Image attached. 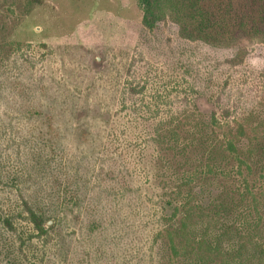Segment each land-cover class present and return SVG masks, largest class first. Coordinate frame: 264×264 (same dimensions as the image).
Masks as SVG:
<instances>
[{
    "label": "rangeland",
    "instance_id": "374dc122",
    "mask_svg": "<svg viewBox=\"0 0 264 264\" xmlns=\"http://www.w3.org/2000/svg\"><path fill=\"white\" fill-rule=\"evenodd\" d=\"M143 17L139 0H0V264H190L166 243L186 210L190 239L223 240L212 264H264L230 249L264 247V44Z\"/></svg>",
    "mask_w": 264,
    "mask_h": 264
},
{
    "label": "trees",
    "instance_id": "16d2710c",
    "mask_svg": "<svg viewBox=\"0 0 264 264\" xmlns=\"http://www.w3.org/2000/svg\"><path fill=\"white\" fill-rule=\"evenodd\" d=\"M139 7L144 14L143 27L145 30H154L160 23L170 21L178 27L180 35L190 41H201L215 47L229 48H242L243 45L248 44H264V0H139ZM249 133L253 134L252 138ZM236 137L239 142L248 137L254 149L258 145L253 143L257 139L256 131L251 130L250 132L243 124L236 129ZM228 145L232 152L237 151L233 144ZM201 146L205 148V144ZM256 152V150H251L248 154L252 157ZM253 200L257 201L255 196ZM24 207L26 215L24 217L35 230L33 236L42 238L49 235V231H52L55 226L48 225V220H50L48 213L27 206V204ZM191 217V212L186 210L181 220L182 225L177 229L178 236L183 238L182 246L179 247V243L170 235L166 243L176 259L185 258L190 264H212L223 252L219 247L223 240L216 239V237L209 238L210 235H207V238L190 239L188 232ZM9 218L8 215L0 212V223L12 228ZM167 232L173 235V230L170 229ZM230 233H233L231 228L223 235L225 237ZM237 237L243 238L240 235ZM252 244L244 241L230 249L245 252L251 245L250 248L256 250L257 254H264V247L262 248L260 244ZM252 254L248 260L249 264H252L255 259L261 260L262 256ZM227 261V264H234L232 260Z\"/></svg>",
    "mask_w": 264,
    "mask_h": 264
}]
</instances>
